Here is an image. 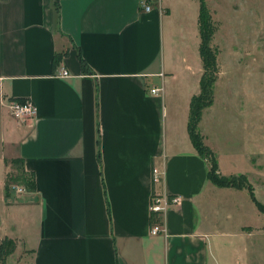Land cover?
I'll return each instance as SVG.
<instances>
[{"label": "crops", "instance_id": "0c3cea01", "mask_svg": "<svg viewBox=\"0 0 264 264\" xmlns=\"http://www.w3.org/2000/svg\"><path fill=\"white\" fill-rule=\"evenodd\" d=\"M141 3L0 0V242L16 243L5 264H230L189 134L200 0ZM13 100L36 115L16 120ZM11 179L23 195L6 197ZM154 193L183 197L156 236Z\"/></svg>", "mask_w": 264, "mask_h": 264}, {"label": "rangeland", "instance_id": "374dc122", "mask_svg": "<svg viewBox=\"0 0 264 264\" xmlns=\"http://www.w3.org/2000/svg\"><path fill=\"white\" fill-rule=\"evenodd\" d=\"M206 5L217 28L211 46L219 74L198 131L217 176L234 184L213 183L215 243H227L230 264H264V0Z\"/></svg>", "mask_w": 264, "mask_h": 264}, {"label": "trees", "instance_id": "16d2710c", "mask_svg": "<svg viewBox=\"0 0 264 264\" xmlns=\"http://www.w3.org/2000/svg\"><path fill=\"white\" fill-rule=\"evenodd\" d=\"M201 10L199 18L201 45L200 56L203 63L204 73L200 83V94L194 96L191 102L190 122H189V134L199 155L204 157L210 163L209 179L220 186L228 187L234 185L233 183H227L217 176L219 171L218 163L214 157L213 152L207 147L203 146L202 137L198 131L199 125L202 120V114L205 110L210 108L214 104V87L218 80L219 66L217 51L211 46V41L217 32V28L212 22L211 14L206 5V0H200ZM58 56V60H59ZM57 61V56L55 58ZM83 69L87 71V66L82 60ZM243 179V178H241ZM14 180H8L6 182V197H9V185ZM14 182H18L15 180ZM24 183V182H23ZM28 186L34 185L31 179L26 181ZM25 184V183H24ZM26 185V184H25ZM26 188V186H25ZM262 211L264 209L262 208ZM16 248V243L13 240L5 239L0 242V264H5L8 257L13 254Z\"/></svg>", "mask_w": 264, "mask_h": 264}, {"label": "built area", "instance_id": "2783aa9c", "mask_svg": "<svg viewBox=\"0 0 264 264\" xmlns=\"http://www.w3.org/2000/svg\"><path fill=\"white\" fill-rule=\"evenodd\" d=\"M142 9L145 11H150L151 7L146 4V0H142L141 3ZM69 76V72L66 69H62L58 77L65 79ZM160 90L158 88H153L150 90L152 95H158ZM9 112L13 118L19 121H25L34 117L37 113V109L32 101L29 100H13L8 105ZM164 173L159 171L157 168L153 169V181L154 184H158L164 181ZM10 194L23 195L26 192V189L23 186L17 184L9 185ZM183 202V197L181 195H166V194H156L154 193L151 198L150 211L152 218L155 219V222L152 223L151 235H160L165 233L163 217L166 212L174 207L178 206Z\"/></svg>", "mask_w": 264, "mask_h": 264}]
</instances>
